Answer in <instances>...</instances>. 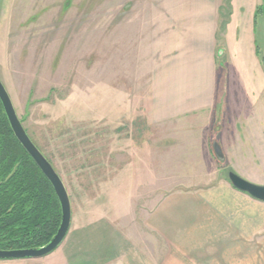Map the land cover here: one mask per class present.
Listing matches in <instances>:
<instances>
[{
    "label": "rangeland",
    "instance_id": "obj_1",
    "mask_svg": "<svg viewBox=\"0 0 264 264\" xmlns=\"http://www.w3.org/2000/svg\"><path fill=\"white\" fill-rule=\"evenodd\" d=\"M263 4L0 0V80L73 215L112 220L156 264H220L202 195L230 172L264 185ZM174 193L191 196L190 245L168 252L148 221Z\"/></svg>",
    "mask_w": 264,
    "mask_h": 264
},
{
    "label": "crops",
    "instance_id": "obj_2",
    "mask_svg": "<svg viewBox=\"0 0 264 264\" xmlns=\"http://www.w3.org/2000/svg\"><path fill=\"white\" fill-rule=\"evenodd\" d=\"M190 197L185 193L166 196L148 221L153 232L163 239L168 252L172 247L176 250L179 244L190 245L188 239L177 235V229L186 228L191 219ZM200 223L203 259L217 258L220 264H242L245 259L251 264L257 260L255 246L258 244L264 248V202L230 184H220L204 192ZM153 244L156 251V239ZM210 244H216L222 251L209 253ZM156 253L153 256L147 254L112 220L85 221L73 215L71 229L55 252L42 259L0 261V264H156ZM165 260L173 258L169 256Z\"/></svg>",
    "mask_w": 264,
    "mask_h": 264
},
{
    "label": "trees",
    "instance_id": "obj_3",
    "mask_svg": "<svg viewBox=\"0 0 264 264\" xmlns=\"http://www.w3.org/2000/svg\"><path fill=\"white\" fill-rule=\"evenodd\" d=\"M260 14L264 16V4L256 18ZM60 221L52 185L15 138L0 102V250L44 246Z\"/></svg>",
    "mask_w": 264,
    "mask_h": 264
},
{
    "label": "water",
    "instance_id": "obj_4",
    "mask_svg": "<svg viewBox=\"0 0 264 264\" xmlns=\"http://www.w3.org/2000/svg\"><path fill=\"white\" fill-rule=\"evenodd\" d=\"M0 102L15 138L52 185L61 207V221L59 228L56 234L47 244L32 249L9 251L0 250V261L42 259L55 252L62 245L71 229L73 219L71 198L62 178L60 177L54 166L36 147V145L29 137L27 131L25 130L22 122L17 115L11 97L9 96L1 80ZM228 176L231 185L236 190L248 194L255 200L264 202V185H258L249 182L233 172H230Z\"/></svg>",
    "mask_w": 264,
    "mask_h": 264
},
{
    "label": "flooded vegetation",
    "instance_id": "obj_5",
    "mask_svg": "<svg viewBox=\"0 0 264 264\" xmlns=\"http://www.w3.org/2000/svg\"><path fill=\"white\" fill-rule=\"evenodd\" d=\"M241 177V176H240Z\"/></svg>",
    "mask_w": 264,
    "mask_h": 264
}]
</instances>
